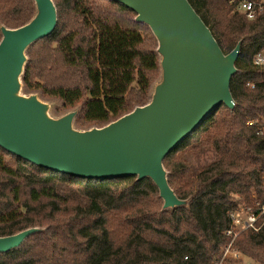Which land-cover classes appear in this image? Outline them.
<instances>
[{"label":"trees","instance_id":"1","mask_svg":"<svg viewBox=\"0 0 264 264\" xmlns=\"http://www.w3.org/2000/svg\"><path fill=\"white\" fill-rule=\"evenodd\" d=\"M223 53L240 42L229 90L235 104L214 109L163 159L168 183L186 207L161 210L148 178H78L36 167L0 148V236L42 230L0 264H214L231 237V214L250 208L257 230L232 245L264 264V9L248 19L230 0H188ZM53 31L28 49L27 90L81 104L78 126L105 125L147 101L158 74L156 40L114 0H53ZM32 0H0V23L15 28ZM250 121H255L249 124ZM210 151L198 170L190 158Z\"/></svg>","mask_w":264,"mask_h":264},{"label":"water","instance_id":"2","mask_svg":"<svg viewBox=\"0 0 264 264\" xmlns=\"http://www.w3.org/2000/svg\"><path fill=\"white\" fill-rule=\"evenodd\" d=\"M32 1L26 23L15 28L0 23V148L36 167L78 178H148L157 187L162 211L186 207L189 198L176 196L163 159L219 105L234 108L229 83L240 42L223 53L188 0H114L154 35L159 78L150 84L144 104L105 125L82 128L75 123L81 104L53 115L51 100L23 84L28 48L49 35L57 21L53 0ZM40 230L0 236V254Z\"/></svg>","mask_w":264,"mask_h":264},{"label":"built area","instance_id":"3","mask_svg":"<svg viewBox=\"0 0 264 264\" xmlns=\"http://www.w3.org/2000/svg\"><path fill=\"white\" fill-rule=\"evenodd\" d=\"M235 3L236 9L243 13L246 18L253 19L257 14L264 9V0H230ZM253 62L256 65H264V52H258L253 57ZM255 121H250L249 124H253ZM262 127L259 129V133L264 136V122L261 123ZM264 211V205L262 206ZM248 214L245 218H241L238 213L231 214V225L225 232L227 236H230V241L224 245L221 249V257L214 261V264H253L250 261L245 260L244 255L237 251L232 242L237 234L244 229H258L256 226L257 217L252 212H246Z\"/></svg>","mask_w":264,"mask_h":264},{"label":"rangeland","instance_id":"4","mask_svg":"<svg viewBox=\"0 0 264 264\" xmlns=\"http://www.w3.org/2000/svg\"><path fill=\"white\" fill-rule=\"evenodd\" d=\"M156 46H157V42H156ZM158 78H159V72L153 78V80L151 81V84L154 83L155 81H157ZM37 92H38L40 98L46 99V100L47 99H50L51 100V108H50L51 114H53V115H60L61 113L65 112L66 110L69 109L67 107H64L56 98L53 99V97L44 96L39 90ZM93 125H97V124H89V125H84V126H81V127L84 128V127H89V126H93ZM97 126H100V125H97ZM211 158H212V153H210V151H207V152L199 155L197 158H193V157L190 158V161H192L193 167H195V169L198 170L201 166H203L204 164H206L207 162H209ZM246 212H251L250 211V208H246L245 210L239 212L240 217L241 218H245L248 215V214H246ZM244 258H245V260L249 261V259L246 256H244Z\"/></svg>","mask_w":264,"mask_h":264}]
</instances>
